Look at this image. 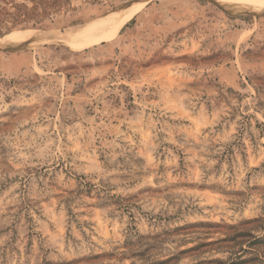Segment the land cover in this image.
I'll list each match as a JSON object with an SVG mask.
<instances>
[{
    "label": "rangeland",
    "instance_id": "374dc122",
    "mask_svg": "<svg viewBox=\"0 0 264 264\" xmlns=\"http://www.w3.org/2000/svg\"><path fill=\"white\" fill-rule=\"evenodd\" d=\"M243 229L264 235V0H0V264H212Z\"/></svg>",
    "mask_w": 264,
    "mask_h": 264
},
{
    "label": "bare ground",
    "instance_id": "6f19581e",
    "mask_svg": "<svg viewBox=\"0 0 264 264\" xmlns=\"http://www.w3.org/2000/svg\"><path fill=\"white\" fill-rule=\"evenodd\" d=\"M256 3L258 2H254V3L251 2L250 6H256ZM144 5L145 3L143 2V3L136 4L135 6L131 5L132 7H127V8H124L123 10L113 12L111 15H109L108 18L105 16L106 19L92 23L90 25H87L83 29L72 33L73 36H71L70 38H67V40L69 39L76 40L78 38L79 39L84 38L85 42L82 43V45H88L91 43L94 44V43H98L101 41L113 39L119 34L120 30L124 27V25L128 23V21H130L137 13H139V11L143 8ZM54 33L52 32L53 35H50V34L29 35L21 39L20 41H23L25 43H31V44H38V43H42L46 41H53L54 39H57L59 37V32H56L55 34Z\"/></svg>",
    "mask_w": 264,
    "mask_h": 264
},
{
    "label": "trees",
    "instance_id": "16d2710c",
    "mask_svg": "<svg viewBox=\"0 0 264 264\" xmlns=\"http://www.w3.org/2000/svg\"><path fill=\"white\" fill-rule=\"evenodd\" d=\"M259 221V220H258ZM248 223H256L257 220L247 221ZM261 226V225H257ZM233 244L229 246L232 250L231 255L227 259L216 258L211 261L212 264H264V235H258L251 230L243 229L238 231L233 238L228 239ZM239 246V250L235 248ZM250 254L249 256H247Z\"/></svg>",
    "mask_w": 264,
    "mask_h": 264
}]
</instances>
